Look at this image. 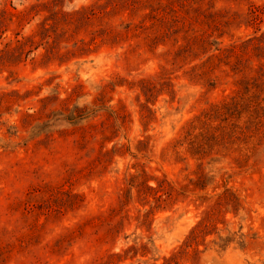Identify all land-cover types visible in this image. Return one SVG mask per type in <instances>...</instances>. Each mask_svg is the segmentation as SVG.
Wrapping results in <instances>:
<instances>
[{"label": "rangeland", "instance_id": "1", "mask_svg": "<svg viewBox=\"0 0 264 264\" xmlns=\"http://www.w3.org/2000/svg\"><path fill=\"white\" fill-rule=\"evenodd\" d=\"M0 264H264V0H0Z\"/></svg>", "mask_w": 264, "mask_h": 264}, {"label": "trees", "instance_id": "2", "mask_svg": "<svg viewBox=\"0 0 264 264\" xmlns=\"http://www.w3.org/2000/svg\"><path fill=\"white\" fill-rule=\"evenodd\" d=\"M261 7H259V6H256V11H254L255 12V14L256 15H258V13L257 12H261ZM194 142H195V140H189V143L191 144V146H193L194 145Z\"/></svg>", "mask_w": 264, "mask_h": 264}]
</instances>
